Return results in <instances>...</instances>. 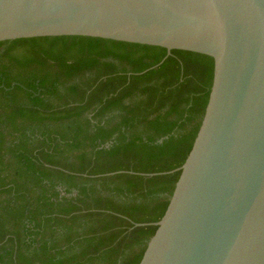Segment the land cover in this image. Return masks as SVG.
<instances>
[{
	"label": "trees",
	"instance_id": "trees-1",
	"mask_svg": "<svg viewBox=\"0 0 264 264\" xmlns=\"http://www.w3.org/2000/svg\"><path fill=\"white\" fill-rule=\"evenodd\" d=\"M213 76L189 51L0 42V264H140Z\"/></svg>",
	"mask_w": 264,
	"mask_h": 264
},
{
	"label": "water",
	"instance_id": "water-1",
	"mask_svg": "<svg viewBox=\"0 0 264 264\" xmlns=\"http://www.w3.org/2000/svg\"><path fill=\"white\" fill-rule=\"evenodd\" d=\"M62 36L213 59L200 129L140 264H264V0H0V42Z\"/></svg>",
	"mask_w": 264,
	"mask_h": 264
}]
</instances>
